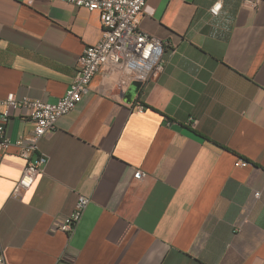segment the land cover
I'll return each instance as SVG.
<instances>
[{"label": "crops", "instance_id": "crops-1", "mask_svg": "<svg viewBox=\"0 0 264 264\" xmlns=\"http://www.w3.org/2000/svg\"><path fill=\"white\" fill-rule=\"evenodd\" d=\"M215 1L148 0L138 27L165 42L163 72L127 103L120 72L101 67L39 140L48 161L18 195L25 160L13 142L32 121L9 110L11 144L0 153L8 262L264 264V0H221L212 16ZM100 37L97 11L0 0V114L10 92L56 102ZM78 195L89 201L74 228L50 232Z\"/></svg>", "mask_w": 264, "mask_h": 264}, {"label": "built area", "instance_id": "built-area-1", "mask_svg": "<svg viewBox=\"0 0 264 264\" xmlns=\"http://www.w3.org/2000/svg\"><path fill=\"white\" fill-rule=\"evenodd\" d=\"M89 11H97L101 21V37L84 47L77 58L76 68L71 82L64 94L56 102H48L38 98H17L14 93H8L1 103L5 110L0 114V153L11 144L5 134V124L10 118V109L20 110L28 115L32 127L26 133L19 135L13 144L18 155L25 160L24 170L13 189V195H18L22 189L29 188L37 174L43 172L48 161V155L39 149V140L43 135L53 130L57 120L74 109L89 90V84L101 67H108L112 72L119 71L118 85L126 90L129 84L138 80L142 84L158 76L164 70L163 52L165 42L144 32L138 27V16L144 11L148 0H61ZM255 5L257 0H244ZM221 0H216L209 7L212 16L219 13ZM139 112L144 106L136 103ZM191 126L197 123L196 118H190ZM240 164L249 162L239 159ZM146 172L135 170L134 177L142 178ZM255 196L259 192L254 193ZM89 198L78 195L72 211L60 219H55L49 226L50 232H70L79 221ZM0 264H11L0 250ZM59 264V263H55Z\"/></svg>", "mask_w": 264, "mask_h": 264}, {"label": "water", "instance_id": "water-1", "mask_svg": "<svg viewBox=\"0 0 264 264\" xmlns=\"http://www.w3.org/2000/svg\"><path fill=\"white\" fill-rule=\"evenodd\" d=\"M142 86V82L138 80L132 81L127 89L123 92V99L127 103H131L136 96L137 92Z\"/></svg>", "mask_w": 264, "mask_h": 264}]
</instances>
